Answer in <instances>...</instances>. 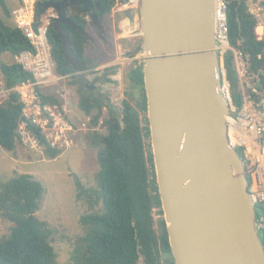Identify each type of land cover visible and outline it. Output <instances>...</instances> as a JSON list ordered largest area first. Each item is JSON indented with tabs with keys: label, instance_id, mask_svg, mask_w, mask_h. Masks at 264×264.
Here are the masks:
<instances>
[{
	"label": "water",
	"instance_id": "1",
	"mask_svg": "<svg viewBox=\"0 0 264 264\" xmlns=\"http://www.w3.org/2000/svg\"><path fill=\"white\" fill-rule=\"evenodd\" d=\"M37 8L42 16L48 7ZM139 15L151 146L175 264H264L245 163L227 138L215 0H141Z\"/></svg>",
	"mask_w": 264,
	"mask_h": 264
},
{
	"label": "trees",
	"instance_id": "2",
	"mask_svg": "<svg viewBox=\"0 0 264 264\" xmlns=\"http://www.w3.org/2000/svg\"><path fill=\"white\" fill-rule=\"evenodd\" d=\"M227 1L231 45L244 52L249 71L259 76L258 87L264 91V43L255 35V20L248 13L245 0ZM0 4L5 17L12 19L6 3ZM116 5L117 0H106L102 14H110ZM64 30L69 34L67 44L53 24L49 42L57 74L68 77L87 68L89 37L85 26ZM141 50L139 45L129 55L134 57ZM25 51H33V47L22 31L0 18V57L5 53L17 57ZM0 70L5 90L9 91L8 101L0 104V148L13 152L21 139L19 127L26 123L27 130L45 147L49 157L57 158L60 152L26 121L19 95L12 91L29 80L31 74L18 63L2 64ZM226 70L230 83L234 84L237 74L232 54L226 57ZM131 74L134 87L141 88L136 104L125 100L120 117L110 109V119L105 123L107 132H94L90 136L91 145L98 151L99 199L103 211L81 217L87 247L85 253L76 257L75 264H175L165 220L161 221L159 232L154 228L153 210L161 209L162 203L147 119L143 66ZM86 93L89 94L82 96L79 106L85 115L92 116L91 123L96 126L106 106L89 90ZM40 96L44 103L60 105L55 97L42 93ZM43 195V185L28 174L18 175L0 186L1 216L12 224L10 233L0 238V264H59L52 245L53 231L36 216Z\"/></svg>",
	"mask_w": 264,
	"mask_h": 264
},
{
	"label": "rangeland",
	"instance_id": "3",
	"mask_svg": "<svg viewBox=\"0 0 264 264\" xmlns=\"http://www.w3.org/2000/svg\"><path fill=\"white\" fill-rule=\"evenodd\" d=\"M5 3L13 13L19 0H5ZM128 17L129 25L125 21ZM0 18L14 26L13 18L7 19L2 7ZM141 30L139 13L121 12L115 7L104 28L88 26L87 68L49 88H40V93L55 97L60 103L58 117L61 121L57 131L71 128L63 132L57 146H52L60 152L57 158L49 157L45 147L21 127V139L16 149L8 152L0 148V186L22 174L31 175L43 185L44 195L36 216L53 231L52 245L59 264H75L76 257L86 251L83 241L86 230L80 222L81 217L103 211L99 199L98 151L91 145L90 136L94 132H107L105 123L110 119V109L120 117L123 102L129 100L135 105L140 96L141 88L134 87L131 72L143 66L146 55L143 49L134 57L129 54L142 46ZM13 63H17V58L9 53L0 57V66ZM231 86L239 105L241 93L237 75ZM87 90L106 106L96 126L91 123L92 116L85 115L79 106L82 96L89 94ZM8 99L9 92L5 90L0 70V104H5ZM238 151L243 157V151ZM153 217L154 228L159 232L160 223L165 220L163 208H155ZM11 227L0 212V238L10 233Z\"/></svg>",
	"mask_w": 264,
	"mask_h": 264
},
{
	"label": "built area",
	"instance_id": "4",
	"mask_svg": "<svg viewBox=\"0 0 264 264\" xmlns=\"http://www.w3.org/2000/svg\"><path fill=\"white\" fill-rule=\"evenodd\" d=\"M140 3L141 0H120L117 8L121 12L139 13ZM245 5L248 13L255 20L257 40L264 43V0H245ZM37 6L38 0H19V5L12 13L14 26L22 31L33 47V51H25L16 57L17 63L32 77L17 85L12 91L19 95L26 121L39 129L48 143L50 142V146L55 147L59 144L63 132L70 131L71 128H60L57 131L61 121L58 117L59 105L44 103L40 96V88H49L58 84L65 79V76L56 72V62L49 42L53 15L40 16ZM125 21L128 25L130 24V19ZM215 24V52L220 62L221 91L228 102L230 111L227 138L233 148L243 151L249 180L248 191L256 207L257 229L264 242V94H257L256 78L249 71L244 52L231 45L227 0H215ZM228 54L233 55L239 81L241 93L239 105L235 102L226 70ZM20 127L27 130L26 123L21 124Z\"/></svg>",
	"mask_w": 264,
	"mask_h": 264
},
{
	"label": "flooded vegetation",
	"instance_id": "5",
	"mask_svg": "<svg viewBox=\"0 0 264 264\" xmlns=\"http://www.w3.org/2000/svg\"><path fill=\"white\" fill-rule=\"evenodd\" d=\"M1 1L5 3V0H0V2ZM105 1L106 0H38V4L41 3L48 7L45 14L53 15L52 24L56 29H60V35L64 43L67 44L69 34L64 30L66 27L80 29L81 26H85L87 31L90 25L99 29L104 28L106 20L111 17L113 12L112 11L110 14H102L105 8ZM109 1L110 0H108V2ZM119 1L120 0H117V4ZM115 7H117V5Z\"/></svg>",
	"mask_w": 264,
	"mask_h": 264
}]
</instances>
